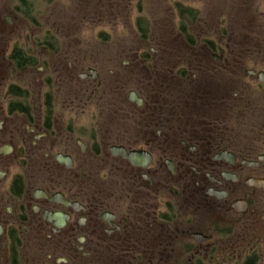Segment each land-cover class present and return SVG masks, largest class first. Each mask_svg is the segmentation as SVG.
Wrapping results in <instances>:
<instances>
[{
    "label": "flooded vegetation",
    "instance_id": "af4514ba",
    "mask_svg": "<svg viewBox=\"0 0 264 264\" xmlns=\"http://www.w3.org/2000/svg\"><path fill=\"white\" fill-rule=\"evenodd\" d=\"M14 1L0 0V264H264V48H194L197 12L176 6L183 47L117 54L108 95L104 65L78 70L53 33L21 30L38 22Z\"/></svg>",
    "mask_w": 264,
    "mask_h": 264
},
{
    "label": "rangeland",
    "instance_id": "374dc122",
    "mask_svg": "<svg viewBox=\"0 0 264 264\" xmlns=\"http://www.w3.org/2000/svg\"><path fill=\"white\" fill-rule=\"evenodd\" d=\"M9 3L16 2L9 0ZM25 3H29V16L35 18L38 26L26 24L21 30L38 33V38L53 33L57 39L55 46L61 47L60 53L68 60L73 59L78 70L92 63L103 64L100 67L104 68L108 95L114 90L113 80L120 65L129 61L125 56L115 60L117 54L135 50L142 56L149 55L150 49L155 52L183 47L177 36L180 18L176 6L197 12L190 25V31L196 34L194 48H200L205 39L236 51L264 48L261 19L264 0H25ZM138 18L146 22L147 39L139 35ZM107 117H114V111L108 112Z\"/></svg>",
    "mask_w": 264,
    "mask_h": 264
},
{
    "label": "trees",
    "instance_id": "16d2710c",
    "mask_svg": "<svg viewBox=\"0 0 264 264\" xmlns=\"http://www.w3.org/2000/svg\"><path fill=\"white\" fill-rule=\"evenodd\" d=\"M21 3H25V0H20ZM185 9H179L180 15L188 14V12L184 11ZM137 29L139 33H141L144 37H146V22L142 18H138L137 21Z\"/></svg>",
    "mask_w": 264,
    "mask_h": 264
},
{
    "label": "water",
    "instance_id": "95a60500",
    "mask_svg": "<svg viewBox=\"0 0 264 264\" xmlns=\"http://www.w3.org/2000/svg\"><path fill=\"white\" fill-rule=\"evenodd\" d=\"M130 161H133V157L131 155L126 156Z\"/></svg>",
    "mask_w": 264,
    "mask_h": 264
}]
</instances>
